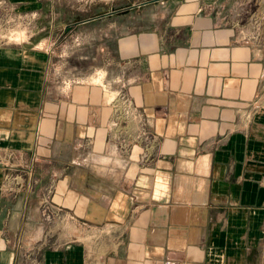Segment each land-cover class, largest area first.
<instances>
[{
    "label": "crops",
    "instance_id": "crops-1",
    "mask_svg": "<svg viewBox=\"0 0 264 264\" xmlns=\"http://www.w3.org/2000/svg\"><path fill=\"white\" fill-rule=\"evenodd\" d=\"M107 1L78 79L58 40L0 49V264H264V6ZM118 90L146 156L108 129Z\"/></svg>",
    "mask_w": 264,
    "mask_h": 264
},
{
    "label": "rangeland",
    "instance_id": "rangeland-1",
    "mask_svg": "<svg viewBox=\"0 0 264 264\" xmlns=\"http://www.w3.org/2000/svg\"><path fill=\"white\" fill-rule=\"evenodd\" d=\"M123 4L125 1L0 0V49L33 44L37 40H44L43 43L58 40L54 47L58 53L55 59L57 79H78L80 75H76L77 72L91 71L89 67L97 61L66 63L67 54L81 47H73L70 43L73 40H97V34L103 32L105 40H108L109 24L118 13L110 15L103 11L117 12ZM218 4L232 8L237 20L250 17L251 24L256 26L254 12L258 6H264V0H218ZM72 66L75 69L70 68Z\"/></svg>",
    "mask_w": 264,
    "mask_h": 264
},
{
    "label": "built area",
    "instance_id": "built-area-1",
    "mask_svg": "<svg viewBox=\"0 0 264 264\" xmlns=\"http://www.w3.org/2000/svg\"><path fill=\"white\" fill-rule=\"evenodd\" d=\"M111 120L108 129L118 149L129 153L133 146H139L143 156H146L151 147V136L146 129L142 113L123 90H118L109 97ZM5 180H14L15 176L8 173Z\"/></svg>",
    "mask_w": 264,
    "mask_h": 264
}]
</instances>
